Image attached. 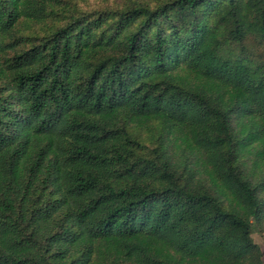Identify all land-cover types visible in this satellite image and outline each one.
<instances>
[{
  "label": "trees",
  "instance_id": "trees-1",
  "mask_svg": "<svg viewBox=\"0 0 264 264\" xmlns=\"http://www.w3.org/2000/svg\"><path fill=\"white\" fill-rule=\"evenodd\" d=\"M70 1L0 0V264H264V0Z\"/></svg>",
  "mask_w": 264,
  "mask_h": 264
},
{
  "label": "rangeland",
  "instance_id": "rangeland-1",
  "mask_svg": "<svg viewBox=\"0 0 264 264\" xmlns=\"http://www.w3.org/2000/svg\"><path fill=\"white\" fill-rule=\"evenodd\" d=\"M129 0H71L70 4H76L79 9L82 10H103L105 8H117L128 2ZM150 132L144 131L142 133V137L146 140L150 139ZM253 237L257 243L260 245L264 242V233L260 234L259 232L255 231L253 233Z\"/></svg>",
  "mask_w": 264,
  "mask_h": 264
},
{
  "label": "crops",
  "instance_id": "crops-1",
  "mask_svg": "<svg viewBox=\"0 0 264 264\" xmlns=\"http://www.w3.org/2000/svg\"><path fill=\"white\" fill-rule=\"evenodd\" d=\"M262 250L264 252V242L261 244Z\"/></svg>",
  "mask_w": 264,
  "mask_h": 264
}]
</instances>
